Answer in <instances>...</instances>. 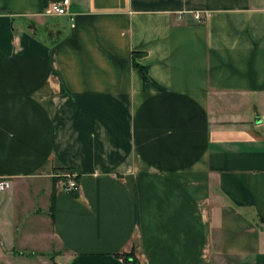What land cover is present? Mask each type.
<instances>
[{
  "label": "crops",
  "instance_id": "0c3cea01",
  "mask_svg": "<svg viewBox=\"0 0 264 264\" xmlns=\"http://www.w3.org/2000/svg\"><path fill=\"white\" fill-rule=\"evenodd\" d=\"M51 1L0 0V264H264V0Z\"/></svg>",
  "mask_w": 264,
  "mask_h": 264
},
{
  "label": "built area",
  "instance_id": "2783aa9c",
  "mask_svg": "<svg viewBox=\"0 0 264 264\" xmlns=\"http://www.w3.org/2000/svg\"><path fill=\"white\" fill-rule=\"evenodd\" d=\"M68 1L67 0H53L48 3V9L51 14L56 16H65L68 14ZM198 20H202L201 14H196ZM61 177L64 180L60 181L59 185L63 190L70 194H78L80 191V184L77 180V176L72 172H66ZM11 183L9 180L0 179V193L9 190Z\"/></svg>",
  "mask_w": 264,
  "mask_h": 264
},
{
  "label": "trees",
  "instance_id": "16d2710c",
  "mask_svg": "<svg viewBox=\"0 0 264 264\" xmlns=\"http://www.w3.org/2000/svg\"><path fill=\"white\" fill-rule=\"evenodd\" d=\"M136 66L140 68V70L142 71V73L144 74V76L147 78V74H146L145 69L142 68V67H140V66H138V65H136ZM62 172H63V174H65L66 172H70V171L67 169V170H62ZM62 180H64L63 177H61V178H54V184H55V186H56L60 181H62ZM125 259H126L127 261H129V262H132L133 264H138V262L136 261V259H135L134 256H128V257H126Z\"/></svg>",
  "mask_w": 264,
  "mask_h": 264
}]
</instances>
